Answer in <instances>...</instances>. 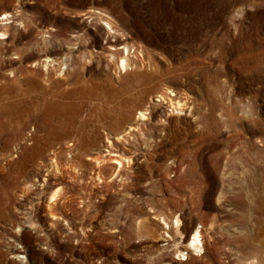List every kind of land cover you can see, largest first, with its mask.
<instances>
[{
	"label": "rangeland",
	"instance_id": "1",
	"mask_svg": "<svg viewBox=\"0 0 264 264\" xmlns=\"http://www.w3.org/2000/svg\"><path fill=\"white\" fill-rule=\"evenodd\" d=\"M263 205L264 0H0V264H240Z\"/></svg>",
	"mask_w": 264,
	"mask_h": 264
},
{
	"label": "bare ground",
	"instance_id": "2",
	"mask_svg": "<svg viewBox=\"0 0 264 264\" xmlns=\"http://www.w3.org/2000/svg\"><path fill=\"white\" fill-rule=\"evenodd\" d=\"M3 34L4 33H1V35H3ZM127 52H128V49H127ZM118 67L120 68V70H125L126 69L127 62H126L125 56H120L119 57V59H118ZM139 117L140 118H145L146 116H145V114L143 112H140L139 113ZM113 162L116 164V169L119 170L122 167L121 159L115 157V158H113ZM55 197H56V193H53L52 197H51V200H54ZM263 212H264V205H263ZM257 222H258V225H260V228H261L260 229V231H261L260 233L261 234L259 233L257 236H253V237L252 236L251 237L250 236L249 237L248 236H246V237L244 236L245 237L244 240H242V241L241 240L240 241L236 240L237 242L234 244V246H232L230 248L231 249V254L232 255L235 254L237 256V260L240 262V264H264V249H263L264 248V234H262V231L264 230V221L263 220H258ZM190 236H191L190 237L191 241H190L189 244L186 245V249L192 248V249H194L196 251L202 249L203 241H202L201 230H199L198 228L193 230V232L191 233ZM235 238H236V236H235ZM179 252L182 255H184L185 251L180 250ZM187 259H188V256H187Z\"/></svg>",
	"mask_w": 264,
	"mask_h": 264
}]
</instances>
